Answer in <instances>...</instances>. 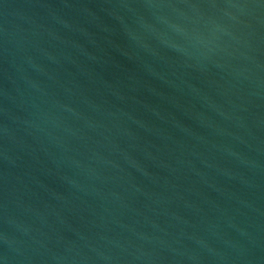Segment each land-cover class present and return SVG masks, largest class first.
Listing matches in <instances>:
<instances>
[{"label": "water", "instance_id": "95a60500", "mask_svg": "<svg viewBox=\"0 0 264 264\" xmlns=\"http://www.w3.org/2000/svg\"><path fill=\"white\" fill-rule=\"evenodd\" d=\"M0 264H264V0H0Z\"/></svg>", "mask_w": 264, "mask_h": 264}]
</instances>
